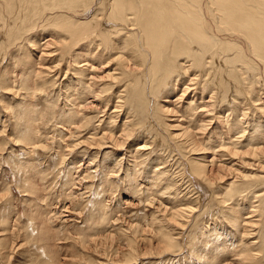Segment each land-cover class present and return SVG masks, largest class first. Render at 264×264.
Instances as JSON below:
<instances>
[{"label": "bare ground", "instance_id": "obj_1", "mask_svg": "<svg viewBox=\"0 0 264 264\" xmlns=\"http://www.w3.org/2000/svg\"><path fill=\"white\" fill-rule=\"evenodd\" d=\"M17 52L22 72L13 79L6 68L15 61ZM0 64H6L0 78V95L10 93L20 102L14 110L16 121L13 124L17 142L25 150L38 147L36 125L39 120L46 121L39 118L40 106L37 107L34 99L39 93L48 96L50 90L53 92V88H58L64 95L59 97L64 100L61 109L68 107V112L61 113L60 109L57 117H52L56 119L54 123L75 125L82 132L93 130L88 136L87 131L83 140H79L83 135L75 137L79 134L73 131V146L80 145L79 148H84L82 152L91 148L105 151L100 160L104 172L116 171V166L122 162L120 155L113 151L118 153L123 149L129 159L127 162L133 159L138 167L154 151L157 153L161 149L167 152V157L171 153L173 157L177 152L174 164L178 171L173 173L181 183L188 174L191 183L195 178V184L201 180L207 184L206 188H212L210 198L222 213L224 222L230 225L229 236L234 241L231 238L233 242L229 244L228 235L223 239L218 236L216 246L209 247V235L206 236L204 249L209 255L199 251L200 264H264L262 216L257 214L259 220H252L253 207L251 211H245L248 215L244 218L241 209L236 207H239L241 197L251 194L246 192L252 188V195L264 201L262 190L257 191L263 189L264 174L255 175L252 178L256 180L240 186L234 177L227 183V175L220 171L225 165L221 162L222 156H229V163L248 155L264 159V146L259 145L264 142V131L259 132L264 125L255 124L248 137L251 143L254 137L260 136L254 139L255 148L246 147L250 144L241 141L245 132L237 137L240 131H234L235 122L232 125V114L244 111L243 115H246V109L252 107L264 116V108L259 102L264 99V0H0ZM104 64L107 67L114 64L109 75H105L111 82H104L103 76L96 75ZM62 72L64 78L61 81L59 75ZM87 96L103 102L105 109L93 116L83 113V106L91 102L87 101ZM112 103L109 120L99 131L105 123L99 114ZM224 106L225 117L217 110ZM122 114L125 117L120 124ZM217 123L222 124L224 132L216 130ZM249 124L248 121L247 126ZM234 137L236 140L232 143ZM131 140H137V143L130 146ZM219 153L222 154L218 156ZM158 156L161 165H157L153 175L159 185L164 182L165 193L173 202L166 200L172 205L170 208L167 204L164 206L165 211L169 210L170 218L162 216L158 219L162 225L158 233L155 231L160 237L159 248L161 252L172 251L177 244L176 238L186 235L189 249L199 250L202 243L195 239L205 211H198L201 209V204H197L200 197L192 200H196V204L189 203L191 201L184 198V183L167 175L174 164ZM26 162H21L19 169L26 171L30 166L29 160ZM105 162L114 165H105ZM30 178L23 179L24 184L34 190L36 186ZM216 179L225 185L219 187L225 189L219 198L218 191L213 188ZM149 182L153 185V180ZM193 190L196 189L193 187ZM176 202L180 203L173 205ZM259 207L264 210V203L257 209ZM6 218V211L0 212V223H7ZM29 219L33 225L37 223L35 219ZM176 225L182 230L178 231ZM37 227L34 225L33 230ZM38 234L48 237L47 240L53 238L50 229L45 227ZM203 235L204 232L199 234L200 237ZM254 236L256 240L250 241ZM235 241L236 247L232 245ZM2 244L0 239V247ZM193 251L190 253H195ZM46 256L48 259L44 264H55L53 255Z\"/></svg>", "mask_w": 264, "mask_h": 264}, {"label": "rangeland", "instance_id": "obj_2", "mask_svg": "<svg viewBox=\"0 0 264 264\" xmlns=\"http://www.w3.org/2000/svg\"><path fill=\"white\" fill-rule=\"evenodd\" d=\"M14 56L15 61H13L11 65L9 64L10 66L6 69L9 74L12 73L13 79H17L19 73L22 72L21 66L18 65L20 62V54L17 52ZM113 65L114 64H110V66L107 67L106 64H104L102 67L98 68L96 72V75H98L97 77L103 76L104 82H107V80L111 82L110 78H107L108 76L105 75L111 72V69L114 68ZM5 66L6 64H0V78ZM38 67L44 68L40 66V64H38ZM92 74L95 75L94 73ZM34 78L36 79L35 76ZM59 78L61 81L63 80L64 72L59 75ZM52 91L53 92L50 90L51 94L49 92L50 95L48 94V96L44 93H39L36 98L34 97V103H36V105L38 104L37 107L40 106L38 107L39 118L42 119L43 117L46 121L38 119L40 122L36 125V144L38 143V147L36 149L27 148V151L20 142H17V134H15L17 131H15L16 129L14 128V116L16 113L14 110L20 102L15 99L14 95H10V93L0 95V110L2 111L4 108V111H0V212L6 211L8 217L5 219L8 221L7 223H0V239L3 240L1 246L3 249L1 250L0 247V264H44L45 259H48L46 256L47 254H49V257L53 255L55 264H131L136 261L137 262L134 264H200L198 253L202 251L206 256L209 255L207 249H204V241H207V239H204L206 236L209 235V247L216 246L218 242L216 238L218 236H222L223 239L228 235L230 239L229 244L230 241H234L233 237L229 236L232 231L230 225L228 226L227 223L224 222L222 213L217 209L218 207L214 204L215 202H212V188L209 186V188H206L207 184L203 183L201 180L197 183L201 186L195 184V178L191 183L188 174V177L184 179L185 182L181 183L178 180L179 178L173 173L174 171L175 173L178 171V169H176L177 164H174L177 159L175 156L177 152H175L173 158L171 157L172 153L167 157V152L164 153L161 149H158L157 153L154 151L145 163L137 167L133 159H131V162L129 161L130 163L127 162L129 159L126 157L123 149H121V151L118 150V153H116L117 151H113V154L120 155L119 157L122 158V162H119L120 165L116 166V171L106 170L104 172L100 160L103 156L102 153L105 151H101L99 148H91L88 149L87 152H82L84 148H79L80 145L73 146V131H75V134H79V136L76 135L75 137L83 135L82 138L79 139L83 140L86 137L85 133L89 131L87 134L88 136L93 133V130H85V132H82V129L75 125L74 127L72 125L65 126L54 123L56 119L52 117H57L56 115L60 113L59 111L62 104H64V100L59 97L60 95H64L58 92V88H53ZM262 91L263 89H261V92ZM262 94L264 95V91ZM262 98H264V96H262ZM86 99L91 102L83 106V113L93 116L97 112L105 109V104L103 102L100 103L93 98H88V96ZM263 100H261L262 102L259 101L261 103V108H264L262 107L264 106V104L262 105V103H264ZM82 104H85V102ZM233 104L234 102L232 101V105ZM67 108L61 109V113L65 110L68 112ZM112 109L113 103L108 106L105 112H100L99 115H101V119L105 120V123L103 127L101 126L99 131L105 128L106 121L109 120L108 114ZM217 110L218 112H222L220 114L223 116L226 113L225 106L223 108L218 107ZM12 111H14V114ZM243 112L242 114L241 112L232 114V125L235 122L234 131H240L239 134L236 135L237 137H240L242 133L245 132V136L241 141L245 145L250 144L246 147L255 148L254 139L260 136L254 137L251 143L248 141L250 140L248 137L252 135V131L257 124L261 123L264 125V116L259 114L258 111H255L253 107L249 110L246 109L245 113L248 114L243 115ZM124 117L125 115L122 114L119 118L120 124L123 122L122 120ZM247 120L250 122V127L249 125L247 126ZM221 125L220 123L216 124V130L219 131V133L225 130ZM261 131H264V126L259 132ZM235 138L236 137L232 138V143L236 140ZM261 139H263V137H261ZM141 140L143 139H140V141ZM136 141L131 140L130 146L135 145V143H137ZM237 143L238 142H236V144ZM259 145L264 146V142H259ZM245 149L247 148H244V150ZM126 151L127 149L125 152ZM158 154L161 155V158L164 157L166 160H169V164H174L172 167H169L167 175L172 179L175 178L181 184L184 183L182 186L184 193H186L184 198L187 200L189 199V201H191L189 203L196 204V200H192H194L195 197H200L198 198L199 203L197 204H201V209L198 211H205L201 216L202 219L199 218L201 220L198 223V234L196 236L197 239H195V241L198 240L202 243L199 250L193 251L189 249L190 244L189 241H187L186 235L176 238L177 244L172 250L173 252H161L159 248L158 243H160V237H158V234L156 236L155 231L158 233L162 225L158 219L162 216H164L165 219L170 218L168 214L169 210L165 211L164 206L167 204L170 208L172 204L167 203V201H172H169V195L165 193L166 190H164L163 187L164 182L159 185L155 178L156 176L153 175L156 172L155 169L157 165H161V162L158 161L157 158L159 157ZM221 154L222 153H219L217 155L219 156ZM27 156L29 157L27 158ZM30 157L33 159H30ZM246 157L237 158L236 160L232 159L233 162L229 163L231 161L230 157L222 156L221 162L225 165L220 171L229 178V180L227 178V183L232 180L230 177H234L241 186L245 184L244 182L246 181L256 180L252 178L255 175L264 174V159H257L250 155ZM25 159L29 160L30 166L28 169L30 171L28 169L26 171L19 169V164H21V162L27 163ZM154 159H156L157 162ZM181 160L183 159H180V161ZM105 163V165H108V163L110 164V162ZM110 165L113 167L114 164ZM230 166L232 167L228 169ZM112 167L111 169H113ZM173 167L174 169L172 170ZM126 172L130 173L128 174ZM135 172L138 173L134 174ZM30 176L33 178H30ZM27 177L30 178V182L32 181L34 187L36 186V190H31L28 185L25 186L24 181ZM152 180L153 185L149 182ZM213 184V188H216V191H218V198L222 197L225 193L224 187L219 188L224 185L222 180L220 183V180L216 179ZM152 186L154 187L152 188ZM193 187L199 192L193 190ZM261 187L263 189L257 191L262 190L264 193V185ZM25 189H27V191ZM149 189L152 190L149 191ZM203 189L207 190L205 191ZM252 191L253 188L251 191H247V195L249 193L251 194H249L248 197H241L238 201L240 203L239 207L238 205H236V207L241 209L244 218L248 215L245 211H251L254 207L252 210L255 212L252 216L255 219L251 217L252 220H259L256 217L260 218L262 216L260 219H262L264 223V210H261L260 207L257 209L264 201L259 200L255 195L253 196ZM199 193L200 195L197 196ZM234 194L238 196L237 193L234 192ZM262 199H264V195ZM187 200H183V202ZM179 203L180 202H176L173 205ZM211 203L213 204L210 205ZM234 204L235 201L232 205ZM257 214H259L260 217L256 216ZM33 215L35 217L37 216V218L35 219L32 217ZM29 217L35 219L39 224L38 227L37 223L34 224L37 227L35 229L36 231L33 230L34 225L30 223ZM41 221L45 222L41 223ZM48 225L50 227H48ZM192 226L193 223L190 228ZM44 227L50 229V233L53 236L50 240H47L48 237L46 236L45 239L43 236L37 235L38 231H42ZM177 227L178 231L182 230L180 229L181 226ZM185 230L188 232L187 229ZM200 231L204 232L202 237L199 236L201 233ZM174 236L177 237V235ZM255 237L256 236L251 238L250 241L256 240ZM154 239L158 240L155 241ZM195 244L197 243L195 242ZM234 244L235 247L238 245L236 241L232 245L234 246ZM192 251L195 253H190ZM231 251L234 252L235 250L231 249Z\"/></svg>", "mask_w": 264, "mask_h": 264}]
</instances>
